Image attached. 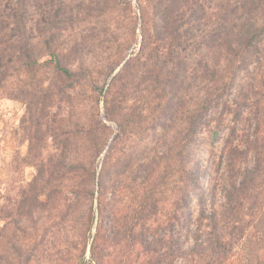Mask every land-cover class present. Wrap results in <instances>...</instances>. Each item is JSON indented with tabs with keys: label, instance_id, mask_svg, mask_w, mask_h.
I'll return each instance as SVG.
<instances>
[{
	"label": "trees",
	"instance_id": "trees-1",
	"mask_svg": "<svg viewBox=\"0 0 264 264\" xmlns=\"http://www.w3.org/2000/svg\"><path fill=\"white\" fill-rule=\"evenodd\" d=\"M44 3L40 42L52 57V71L62 80L85 72L81 76L93 81L82 62L71 71L53 50V29L58 28L52 23L62 17L68 0ZM137 3L141 42L127 59L123 50L131 44L125 39L116 61H105L106 80L120 67L108 83L106 102L113 106L117 139L133 142L141 154L148 147L150 167L156 169L162 160L170 163L172 157L165 156L175 155L181 186L170 216L169 228L177 227L175 233L144 240L142 224L131 243L138 244L147 264H264V0ZM35 4L36 0H0V99L16 93L4 94L6 79L15 72L30 75L42 58L34 55ZM98 126L106 128L99 119L84 126L89 141ZM224 131L222 158L217 161L211 158L214 144ZM147 133L152 135L148 143ZM140 163L137 171L145 174L139 185L152 187L153 170L143 167L145 161ZM84 174L91 176L86 167ZM132 180L138 177L133 174ZM103 188L100 185L98 233L107 208L102 204ZM41 195L23 192L29 204L23 203L28 209L21 216L33 217L31 200L37 203ZM152 205L141 202L131 232L137 221H144L141 211ZM86 211V227L91 229L93 206ZM70 244L81 260L86 253L83 241ZM11 251L8 264H29L31 256L21 246L12 245ZM2 260L0 256V264Z\"/></svg>",
	"mask_w": 264,
	"mask_h": 264
},
{
	"label": "rangeland",
	"instance_id": "rangeland-1",
	"mask_svg": "<svg viewBox=\"0 0 264 264\" xmlns=\"http://www.w3.org/2000/svg\"><path fill=\"white\" fill-rule=\"evenodd\" d=\"M36 2L34 55L42 58L30 75L15 72L6 79L4 94L12 90L16 93L0 99L2 264L12 260V245L21 246L23 253L31 256L29 264H147L146 255L131 241L142 224L147 234L141 236L144 240L177 230L169 227L181 186L178 165L172 154L164 157H172L170 163L162 160L157 169L155 165L150 167L152 153L148 147L141 154L133 142L117 139L113 106L106 101L108 83L120 67L108 80L105 70L102 72L107 58L116 61L125 39L131 44L127 52L123 50L125 56L129 54L127 59L139 48L142 17L137 0H68L62 17L53 20L52 25L58 28L53 29V50L56 48L61 62L71 71L78 70L82 62L93 81L81 76L85 72L64 80L54 74L52 57L40 42L45 3ZM98 119L106 128L98 126L89 141L84 126ZM226 134L222 132L215 141L211 158L217 161L222 158ZM151 139V133H147L146 143ZM204 148L209 150L207 145ZM142 161L146 162L143 167L153 170L152 187L139 185L145 174L137 171ZM84 167L91 172L90 177L84 174ZM133 174L137 182L132 180ZM100 185L104 186L102 204L107 208L98 233ZM23 192L42 193L37 203L31 200L35 208L30 220L21 216L22 210L25 214L28 209L23 203L29 204ZM143 200L153 205L151 210L141 211L144 221H137L134 233L129 227ZM90 206L95 219L88 229L86 210ZM206 206L210 208L209 201ZM79 241L86 246L81 260L70 244Z\"/></svg>",
	"mask_w": 264,
	"mask_h": 264
}]
</instances>
